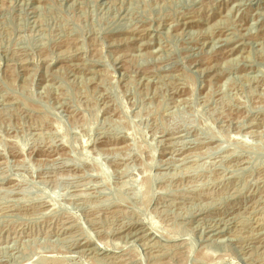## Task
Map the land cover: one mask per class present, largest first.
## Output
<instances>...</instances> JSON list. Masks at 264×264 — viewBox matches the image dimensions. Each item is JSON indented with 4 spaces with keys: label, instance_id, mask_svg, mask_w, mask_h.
Wrapping results in <instances>:
<instances>
[{
    "label": "rangeland",
    "instance_id": "1",
    "mask_svg": "<svg viewBox=\"0 0 264 264\" xmlns=\"http://www.w3.org/2000/svg\"><path fill=\"white\" fill-rule=\"evenodd\" d=\"M0 264H264V0H0Z\"/></svg>",
    "mask_w": 264,
    "mask_h": 264
}]
</instances>
